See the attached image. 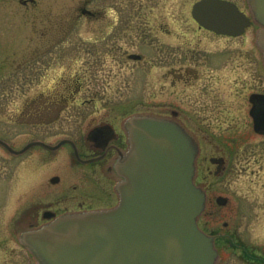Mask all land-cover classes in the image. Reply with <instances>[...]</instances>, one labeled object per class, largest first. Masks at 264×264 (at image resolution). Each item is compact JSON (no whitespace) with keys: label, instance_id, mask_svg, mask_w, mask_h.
Instances as JSON below:
<instances>
[{"label":"flooded vegetation","instance_id":"obj_1","mask_svg":"<svg viewBox=\"0 0 264 264\" xmlns=\"http://www.w3.org/2000/svg\"><path fill=\"white\" fill-rule=\"evenodd\" d=\"M18 1L23 6L36 4V0ZM92 2L83 1L77 8L78 18L74 23L79 18L101 19L103 12L89 8ZM244 5L243 9L237 7L250 23L236 35L205 29L192 18L190 11L191 21L200 33L196 34L195 43L189 39L181 47L182 52H176L173 58H167L165 45L160 49L156 103L127 96L122 98L124 104L132 106L127 113L99 112L98 109L86 112L96 100L80 96L84 89L79 77L73 80L60 77L58 82L53 81L50 86L46 84L49 91H38L29 105L25 103L26 107L15 114L14 120L38 127V133L21 148L14 149L20 150L36 140L58 147L51 150L34 145L17 157L29 154L26 170L43 171L51 163L55 167L44 174L36 173L35 192L30 202L15 212L10 224L6 222L5 167L1 170L0 264H37L22 242L24 233L50 224L59 217L107 210L117 204L115 185L122 179L116 173L115 165L129 148L125 121L134 115L174 122L197 145L194 183L206 196L198 225L213 238L218 254L216 264H264L261 247L242 239L240 225L236 224L240 211L228 208L230 199L217 185L219 180L233 175L236 166L231 160L232 151L246 133V120L251 122L254 132L251 110L264 97V62L256 43L261 27L252 20L246 0ZM71 35L62 33L57 35L58 38L49 33L26 35L25 41L47 43H38L31 49L34 52L32 57L20 65L31 62L33 69L40 70L35 65L48 69L54 59H44V56L54 51L55 46H63L66 37ZM57 51L58 56H62L68 50L59 48ZM132 55L136 54L127 55V59H142L140 55L133 59ZM136 105L142 109H133ZM71 106H74V112L64 113ZM53 130L62 136L52 141L48 134ZM257 135L264 137V133ZM229 136L237 139H230L226 144L222 137ZM0 148L7 152L4 147Z\"/></svg>","mask_w":264,"mask_h":264},{"label":"rangeland","instance_id":"obj_2","mask_svg":"<svg viewBox=\"0 0 264 264\" xmlns=\"http://www.w3.org/2000/svg\"><path fill=\"white\" fill-rule=\"evenodd\" d=\"M83 1L36 0L34 6H23L18 0H0V138L15 149L38 133V127L23 125L19 119L15 121V114L26 107L25 103L29 105L38 91H49L46 84L50 86L60 77L72 80L79 77L84 89L80 96L96 100L86 112L98 109L127 113L132 106L122 102L124 97L158 102L157 75L162 46H166L167 58H173L176 52H182L181 47L189 39L195 43L196 34L200 33L190 17L192 5L199 0H93L89 8L103 12L101 19L79 18L74 23L78 18L77 8ZM228 1L245 8L244 0ZM39 33H49L55 38L62 33L72 35L66 37L63 46H55L54 51L44 56L54 59L48 69L38 65L35 66L40 70L33 69L31 62L21 66L22 61L34 54L32 48L47 43L24 40L26 35ZM59 48L68 51L58 56ZM130 54L140 55L142 59L128 60ZM73 108L64 113L74 112ZM133 109L142 108L136 105ZM245 126L246 133L231 155L236 166L233 175L219 180L217 185L230 199L228 208L240 211L236 224L245 237L242 239L257 243L264 254V137L252 131L249 120ZM59 133L53 130L48 134L49 139L60 138ZM222 138L226 144L237 139L236 136ZM28 159L29 154L13 157L0 148V173L4 167L6 171L7 224L18 209L30 202L36 173L44 174L55 167L51 163L43 171L26 170Z\"/></svg>","mask_w":264,"mask_h":264},{"label":"water","instance_id":"obj_3","mask_svg":"<svg viewBox=\"0 0 264 264\" xmlns=\"http://www.w3.org/2000/svg\"><path fill=\"white\" fill-rule=\"evenodd\" d=\"M258 30L264 62V0H246ZM198 25L228 35L242 32L249 19L226 0H199L191 10ZM138 59L139 56L132 55ZM251 110L253 130L264 133V97ZM129 148L115 171L118 202L111 209L63 216L23 234L37 264H216L213 238L198 227L206 196L194 183L197 145L174 122L134 115L125 121ZM32 141L8 154L19 156ZM59 145V144H58Z\"/></svg>","mask_w":264,"mask_h":264}]
</instances>
